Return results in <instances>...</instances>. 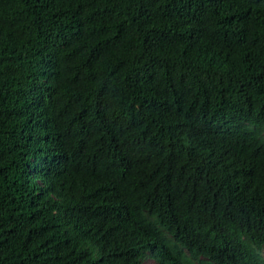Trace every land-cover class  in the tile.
I'll list each match as a JSON object with an SVG mask.
<instances>
[{
  "label": "trees",
  "instance_id": "1",
  "mask_svg": "<svg viewBox=\"0 0 264 264\" xmlns=\"http://www.w3.org/2000/svg\"><path fill=\"white\" fill-rule=\"evenodd\" d=\"M222 237L264 240V0H0V264Z\"/></svg>",
  "mask_w": 264,
  "mask_h": 264
},
{
  "label": "clouds",
  "instance_id": "2",
  "mask_svg": "<svg viewBox=\"0 0 264 264\" xmlns=\"http://www.w3.org/2000/svg\"><path fill=\"white\" fill-rule=\"evenodd\" d=\"M218 244L222 245L223 257H219L217 252L215 257L202 253H192L186 247L180 246L177 249L178 256L173 257L168 255L167 251L149 245L140 246L133 256L140 264H148L145 259L150 261L149 264H261L264 262V240L259 247H255V251L247 250L245 245L240 248L228 237L219 239ZM223 246L229 250H224Z\"/></svg>",
  "mask_w": 264,
  "mask_h": 264
},
{
  "label": "rangeland",
  "instance_id": "3",
  "mask_svg": "<svg viewBox=\"0 0 264 264\" xmlns=\"http://www.w3.org/2000/svg\"><path fill=\"white\" fill-rule=\"evenodd\" d=\"M145 261L149 264L150 263V261H148L147 259H145Z\"/></svg>",
  "mask_w": 264,
  "mask_h": 264
}]
</instances>
